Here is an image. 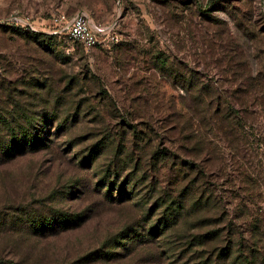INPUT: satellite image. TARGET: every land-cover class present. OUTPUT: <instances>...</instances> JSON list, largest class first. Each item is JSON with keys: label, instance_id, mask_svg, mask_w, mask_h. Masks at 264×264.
I'll return each mask as SVG.
<instances>
[{"label": "rangeland", "instance_id": "rangeland-1", "mask_svg": "<svg viewBox=\"0 0 264 264\" xmlns=\"http://www.w3.org/2000/svg\"><path fill=\"white\" fill-rule=\"evenodd\" d=\"M79 11L116 41L48 35ZM0 25V112L64 127L0 165V264H264V0H0Z\"/></svg>", "mask_w": 264, "mask_h": 264}, {"label": "trees", "instance_id": "trees-1", "mask_svg": "<svg viewBox=\"0 0 264 264\" xmlns=\"http://www.w3.org/2000/svg\"><path fill=\"white\" fill-rule=\"evenodd\" d=\"M0 26L9 27L6 25ZM15 28L17 30L20 29L18 27ZM22 34H25L26 36L32 38L33 40H35V42L39 43L40 46H44V43L53 39V37L45 36L43 34H34L26 31L22 32ZM19 116L20 115H18V113L16 112L15 116L13 113L0 112V165L27 154H34L37 152L48 150L53 144V139H55L63 131L64 128L61 124L57 125L56 127H49L51 125L46 124H35L33 121H31L32 119L30 116L25 117V119L21 123L6 121V118H18ZM24 116H27V114H25ZM44 119L46 120L47 117L45 116ZM1 120H5V122H2ZM50 137H52L53 139H50ZM101 148L102 146L100 145V143L92 145L88 150V153L83 156L80 165H86L88 161L100 154ZM109 170L110 169H105L103 172H109ZM112 170H115L113 171L112 175L115 178H119L118 173H121L122 171H118L115 168ZM127 185V179L122 180L119 183L118 187H115V182L108 181L107 179H101L98 182V186H102L101 189H105L103 196L107 199L113 200L114 198L111 197V193H115V195L117 196L115 200H117L118 202L123 201V197L128 196V193L126 194L124 192V186ZM165 210H168V208ZM59 218L62 219L59 220ZM166 222H168V219L165 218L163 220L164 226H166ZM43 224L46 226L49 225V227L51 225L50 222H45ZM43 224L32 223L34 227L39 228L43 227ZM55 224H60L59 226H61L63 230H65L67 226L70 225L69 220L62 215H59V217L56 219ZM160 224L162 223H160L159 221V225ZM154 229H156V226L152 227L149 230V234L151 233L150 235L155 232ZM233 260L239 262L240 264H255L254 262L256 261V257L252 253L239 254V256L235 257Z\"/></svg>", "mask_w": 264, "mask_h": 264}, {"label": "built area", "instance_id": "built-area-1", "mask_svg": "<svg viewBox=\"0 0 264 264\" xmlns=\"http://www.w3.org/2000/svg\"><path fill=\"white\" fill-rule=\"evenodd\" d=\"M50 24L53 26V31H50L48 35L62 38L66 41L77 42L85 48H94L96 46L108 48L109 45L116 41L115 36L110 33L111 29H106L97 35L91 29L86 16L82 13H75L71 16L59 13L52 17ZM27 28L25 29L26 32L42 34L30 26H27Z\"/></svg>", "mask_w": 264, "mask_h": 264}, {"label": "crops", "instance_id": "crops-1", "mask_svg": "<svg viewBox=\"0 0 264 264\" xmlns=\"http://www.w3.org/2000/svg\"><path fill=\"white\" fill-rule=\"evenodd\" d=\"M77 13H82L83 15L86 16V18L88 19V21H89V23H90V27H91V29H92L94 32H96L97 35H99L100 32L102 33V31H104V30H106V29H107V30L111 29V27H112V25L106 26V25H100V24H93V23L91 22V20L88 18V15H87L84 11H79V12H77ZM73 15H74V14H73Z\"/></svg>", "mask_w": 264, "mask_h": 264}]
</instances>
